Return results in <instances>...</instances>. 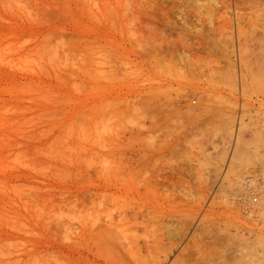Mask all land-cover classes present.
Listing matches in <instances>:
<instances>
[{"label": "rangeland", "instance_id": "374dc122", "mask_svg": "<svg viewBox=\"0 0 264 264\" xmlns=\"http://www.w3.org/2000/svg\"><path fill=\"white\" fill-rule=\"evenodd\" d=\"M261 200L264 0H0V264H264Z\"/></svg>", "mask_w": 264, "mask_h": 264}, {"label": "bare ground", "instance_id": "6f19581e", "mask_svg": "<svg viewBox=\"0 0 264 264\" xmlns=\"http://www.w3.org/2000/svg\"><path fill=\"white\" fill-rule=\"evenodd\" d=\"M119 163V162H118ZM122 163V164H121ZM147 163H149V162H137V164H138V167H137V169L139 168V166H140V170H139V173L138 174H140L141 173V175H142V173L143 172H145V170H143V167H142V165L144 166V164H147ZM121 164V165H120ZM120 164H118L120 167H119V171L118 172H116V173H119L118 174V176L119 177H121V172H122V170H123V173H126L127 175H125V174H123L122 176V178H124V177H129L132 173H133V175L135 174H137L136 173V171L138 172V170H133V171H135V173L134 172H132L131 173V169L129 168V169H125L124 167L126 166L127 167V165H128V162L125 164V166L123 165L124 164V162H120ZM135 163L133 162V165H134ZM124 167H123V166ZM147 166V165H146ZM121 167H123V168H121ZM121 168V169H120ZM135 168V167H134ZM133 168V169H134ZM144 168H146V167H144ZM124 169H125V172H124ZM131 170V171H130ZM141 170H143V172L141 171ZM141 171V172H140ZM129 174V175H128ZM144 175H145V173H143ZM126 177V179H128ZM131 177V176H130ZM126 179H124V180H126ZM121 180H123V179H121ZM125 185V184H124ZM123 184H122V186L120 185V187H125ZM120 187H118V189L120 188ZM117 189V193L116 194H118V195H116V196H114L113 194V196L114 197H116V198H119V190ZM124 190H126V189H124ZM122 191V190H121ZM122 193V192H121ZM137 194H138V192H136ZM108 193H106V195H107ZM111 195V196H112ZM109 196L110 195H108V197L107 198H109ZM257 198V197H256ZM255 198V199H256ZM262 198V197H261ZM257 200V199H256ZM254 201V200H253ZM262 201H264V200H261V202ZM254 202H256V201H254ZM253 202V203H254ZM261 202H259L260 204H261ZM262 204H263V202H262ZM261 204V205H262ZM258 206H260V205H258ZM122 216V215H121ZM121 216H119V218L120 219H118L119 221V223L120 222H122V220H124L123 219V216L121 217ZM108 217H110V216H108ZM124 218H125V220L124 221H127L126 219H128V217H125L124 216ZM109 219V221H107V222H105L104 224H102L101 226H99L98 228H87V230H86V233H85V235H83L82 237H80L79 236V239L80 238H82L83 239V237L85 236V242H83V243H85L86 244V242H88L90 245V249L88 250V252H89V255L87 256H85L83 259H85L84 260V263H81V262H79L80 261V259L83 261V259L81 258V254H78V255H81V256H77V258L78 257H80V259L77 261L75 258H74V260H72L73 258H71V256H70V258H68V256L69 255H67L66 256V258L68 259L66 262H69V264L71 263V264H86L85 262H87V264H100L99 263V261H100V259L102 260V258H105V257H108V258H112V259H122L125 255H127V254H129V253H131V251H132V246H126L124 243H123V241H122V237H121V231H122V225H120L119 226V224L118 223H116L115 221H113V219L111 218H108ZM121 220V221H120ZM84 232H85V230H84ZM84 234V233H83ZM77 237H78V235H76ZM78 239V238H77ZM78 242H80L79 240H77ZM56 243H58V242H56ZM59 244V243H58ZM57 244V245H58ZM62 244V243H61ZM72 245V244H71ZM53 247H56V245L54 246L53 245ZM58 247V246H57ZM60 247V246H59ZM73 247H75V246H73ZM146 247V246H145ZM64 248V247H63ZM69 249V251L71 250L70 249V245H69V247H68ZM56 249V248H55ZM58 249V248H57ZM240 249H241V247H240ZM245 249V248H244ZM246 249H248V248H246ZM245 249V250H246ZM52 250V249H51ZM59 250V249H58ZM57 250V251H58ZM61 250H64V249H62L61 248ZM60 250V251H61ZM48 251V250H47ZM53 251V250H52ZM67 251V250H66ZM65 251V253H67ZM68 251V252H69ZM243 251V250H242ZM239 252V254H237V255H239V259L238 260H236V256L237 255H234L235 256V261H233V263H236V264H255V262H258V260H253L252 259V261H249V260H251L250 258H249V260L247 259L246 260V258H248L247 256L249 255L250 256V254H245V252L243 253V252ZM51 252V251H50ZM64 252V251H63ZM63 252H61L60 254L62 255L63 254ZM75 252V251H74ZM257 252V251H256ZM259 252V251H258ZM257 252V253H258ZM46 253V252H45ZM44 253V254H45ZM49 253V252H48ZM56 253V254H55ZM55 253H52L51 252V254L49 253V259H51V261L50 260H48L49 261V263H47V262H45L46 260H44V259H46L45 257H44V259H43V261H42V258L40 259V264H44L43 262H45V263H47V264H60L59 262H60V259H61V255L59 254V253H57V252H55ZM65 253H64V255H65ZM247 253V252H246ZM44 254H43V256H44ZM53 254H55V256H53ZM69 254V253H68ZM46 255H47V253H46ZM52 255V256H51ZM57 255V256H56ZM71 255H72V253H71ZM60 257L58 260H57V257ZM63 256V255H62ZM73 256V255H72ZM51 257V258H50ZM52 257H54V259L52 258ZM55 257H56V259H55ZM63 257H65V256H63ZM251 257V256H250ZM253 258V257H252ZM254 258H255V256H254ZM48 259V258H47ZM64 259V258H63ZM61 260V264H63V263H65V264H68V263H66V262H64V260ZM54 260H57L58 261V263H55V262H53ZM76 260V261H75ZM107 260V259H106ZM56 261V262H57ZM237 261H238V263H237ZM250 262V263H249ZM253 262V263H252ZM39 264V263H38Z\"/></svg>", "mask_w": 264, "mask_h": 264}]
</instances>
